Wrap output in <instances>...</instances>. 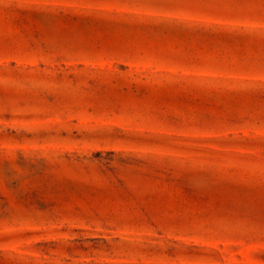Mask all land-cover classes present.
I'll list each match as a JSON object with an SVG mask.
<instances>
[{
    "label": "rangeland",
    "instance_id": "1",
    "mask_svg": "<svg viewBox=\"0 0 264 264\" xmlns=\"http://www.w3.org/2000/svg\"><path fill=\"white\" fill-rule=\"evenodd\" d=\"M0 264H264V0H0Z\"/></svg>",
    "mask_w": 264,
    "mask_h": 264
}]
</instances>
